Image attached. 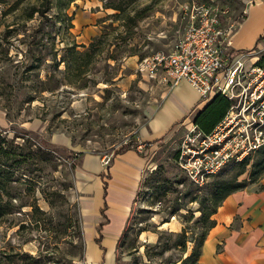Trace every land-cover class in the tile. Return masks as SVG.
<instances>
[{"label":"rangeland","instance_id":"rangeland-1","mask_svg":"<svg viewBox=\"0 0 264 264\" xmlns=\"http://www.w3.org/2000/svg\"><path fill=\"white\" fill-rule=\"evenodd\" d=\"M75 2L0 0V131L9 138L15 133L23 136L49 148L52 155L33 165L28 181L18 185L21 196L13 201L20 208L0 224V250L13 246L24 254L17 264H89L77 172L86 154L100 157L105 167L104 157L112 159L122 147L140 143L139 131L166 86L144 77L139 61L167 54L191 24L209 19L210 12L226 10L221 15L226 27L241 18L248 4L247 0H100L98 18L91 24L96 26L94 33L82 26V4ZM92 12L95 9H87V14ZM98 35L101 44L89 48ZM260 47L253 55L264 53V39ZM240 107L245 110L247 103L242 100ZM194 111L189 121L150 146L146 154L150 163L117 239L116 264H196L208 231L206 214L224 190L219 188L253 187L264 175L263 171L253 177L264 145L247 152L245 167L229 156L231 149L245 150L242 145L247 146L254 135L251 117L244 116L250 110L243 116L234 110L219 125L215 132L221 130L223 135L232 129L228 136L235 139L224 145L225 137L217 153L218 144L203 143L190 125L198 110ZM204 169L213 173L203 176ZM90 204L83 203V211ZM96 244L104 251L100 242Z\"/></svg>","mask_w":264,"mask_h":264},{"label":"crops","instance_id":"crops-1","mask_svg":"<svg viewBox=\"0 0 264 264\" xmlns=\"http://www.w3.org/2000/svg\"><path fill=\"white\" fill-rule=\"evenodd\" d=\"M75 6L83 9L82 26L88 25L95 33L96 26L91 24L98 18L100 0H76ZM91 8L95 12L87 14V9ZM263 39L264 0H248L230 38V48L234 52L254 51ZM256 60L257 56L251 58L252 62ZM165 88L147 124L139 131L142 144L164 139L189 121L195 109L199 111L207 104L185 80ZM149 163L137 149L113 155L109 168L103 167L96 155L82 157L77 187L83 193L80 208L85 219L84 238L90 242L84 251L89 264H107L111 255L110 264L117 263V239ZM83 203L91 204L83 211ZM212 219L215 224L201 245L198 264H264V175L256 186L241 188L225 197ZM97 239L100 246L105 247L104 251L96 244ZM103 253L104 259H101Z\"/></svg>","mask_w":264,"mask_h":264},{"label":"built area","instance_id":"built-area-1","mask_svg":"<svg viewBox=\"0 0 264 264\" xmlns=\"http://www.w3.org/2000/svg\"><path fill=\"white\" fill-rule=\"evenodd\" d=\"M205 12L209 13V8H206ZM225 13L226 10L210 12L209 19L199 20L196 25L191 24L183 38L176 42L167 54L156 53L143 58L139 61L138 70L147 79H158L169 88L185 80L197 91L202 102L209 101L216 94H221L233 101L224 119L209 135L202 136L200 132H196L203 143L206 144L208 141L218 144L214 146L215 153L218 152V146L225 137L227 138L224 145L235 139L233 136H228L232 129L223 135L221 130L215 132L219 125L227 119L229 114H233L234 110H238L237 115L241 116L250 110L244 116L251 117L250 131L253 129L254 135L246 143L247 146L242 145V148L246 149L241 153L233 149H231L232 153H229L231 158L240 162L248 151L264 145V72L251 61V58L255 56L254 51L231 50L230 38L237 21L223 27L221 15ZM247 98L249 102H246ZM235 100L238 101V105L235 104ZM242 100L244 104L247 103L245 110L246 105L243 108L240 107ZM230 122L233 121L230 120ZM190 125L195 129L192 122ZM237 131L240 134L242 130L238 128ZM143 148L144 144L138 143L136 149L141 152ZM198 153L195 152V154ZM227 155L228 153L224 158H229ZM110 160L111 157H104L102 162L107 166ZM201 173L207 176L213 173V170L204 169ZM194 181L198 183L197 179Z\"/></svg>","mask_w":264,"mask_h":264},{"label":"trees","instance_id":"trees-1","mask_svg":"<svg viewBox=\"0 0 264 264\" xmlns=\"http://www.w3.org/2000/svg\"><path fill=\"white\" fill-rule=\"evenodd\" d=\"M72 1L74 0H69V2ZM35 12L39 13L41 16H44L45 14L44 11L32 10V14ZM101 38L102 35L95 36L92 42L89 44V48H94L98 46L97 44H101ZM86 53L87 52H85L84 54ZM255 65L261 68L264 72V53H260V55H258L257 60L255 61ZM232 105H233V101L229 100L228 98H226L221 94H216L209 101H207V104L202 110H199L194 115L191 121L195 126L196 130L200 132L202 136H207L224 119V117L226 116ZM161 140L162 139L157 140L155 142H145L141 155L146 156L150 146ZM34 145L35 144L29 141L27 138L23 136H19L16 133L12 138H9L6 133L0 131V224L5 220H7L9 216L14 214L16 208L18 209L20 208V205L16 206L13 203V201L15 200L17 201V199H19V197L21 196L17 194V190L19 188L18 185H20L23 181L24 182L28 181L29 174L30 171H32L31 168L33 167V165L39 163L41 160H50V158L52 157L49 148L42 149L36 145H35L36 147L33 148ZM137 145L138 142L133 141L129 143L127 146L122 147L121 149L116 151L114 155L120 154L129 149L136 150ZM178 156H179V150L176 152V159L178 158ZM111 162L112 159L109 161L107 168H109ZM247 164H248L247 158H244L242 161L237 163L238 166H242V167H245ZM263 171H264V157L262 158V160L259 161V166L257 171L253 173L254 179L258 177ZM146 181L147 180H145V183ZM219 189H224V190L221 193H218V196H216L215 207L213 208V210L206 214V218L209 221L208 226L206 228V230L208 231L215 224V221L212 219V215L215 213L220 203L230 193L237 191L241 188L237 185L235 186L223 185ZM206 235L202 238L201 245ZM97 243H99L98 239H97ZM8 249H9L8 251H6V249L5 251L0 250V264H17L18 259L23 257L24 254L22 253L20 254L18 251L15 250L13 246H10ZM198 258L196 264H198Z\"/></svg>","mask_w":264,"mask_h":264},{"label":"bare ground","instance_id":"bare-ground-1","mask_svg":"<svg viewBox=\"0 0 264 264\" xmlns=\"http://www.w3.org/2000/svg\"><path fill=\"white\" fill-rule=\"evenodd\" d=\"M112 257H113V255H111L110 257L108 256V259H107V264H110V263H112Z\"/></svg>","mask_w":264,"mask_h":264}]
</instances>
